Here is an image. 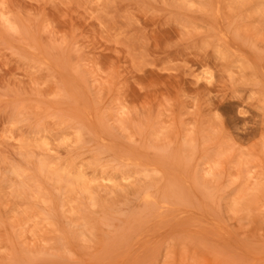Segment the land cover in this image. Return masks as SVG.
Listing matches in <instances>:
<instances>
[{"label":"rangeland","instance_id":"rangeland-1","mask_svg":"<svg viewBox=\"0 0 264 264\" xmlns=\"http://www.w3.org/2000/svg\"><path fill=\"white\" fill-rule=\"evenodd\" d=\"M0 264H264V0H0Z\"/></svg>","mask_w":264,"mask_h":264}]
</instances>
